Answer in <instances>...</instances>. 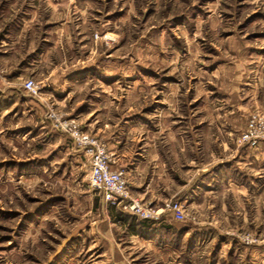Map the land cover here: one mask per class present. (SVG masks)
Wrapping results in <instances>:
<instances>
[{"label":"rangeland","instance_id":"obj_1","mask_svg":"<svg viewBox=\"0 0 264 264\" xmlns=\"http://www.w3.org/2000/svg\"><path fill=\"white\" fill-rule=\"evenodd\" d=\"M0 56V264H264V0H0ZM50 111L160 218L102 209Z\"/></svg>","mask_w":264,"mask_h":264},{"label":"built area","instance_id":"obj_2","mask_svg":"<svg viewBox=\"0 0 264 264\" xmlns=\"http://www.w3.org/2000/svg\"><path fill=\"white\" fill-rule=\"evenodd\" d=\"M23 86L24 91L29 95L36 97L39 94L40 87L34 79H26ZM48 118L53 129L66 132L73 140L74 145L85 152L90 167V185L101 193L105 203L115 204L118 201V204H122L126 210L141 219L160 218L159 211L155 212L153 209L145 207L132 196L125 172L112 168L114 161L101 143L53 111L49 112ZM258 138L259 136L253 133L245 135V139L254 144ZM167 210L175 220L180 222L187 220L181 203L168 204Z\"/></svg>","mask_w":264,"mask_h":264},{"label":"crops","instance_id":"obj_3","mask_svg":"<svg viewBox=\"0 0 264 264\" xmlns=\"http://www.w3.org/2000/svg\"><path fill=\"white\" fill-rule=\"evenodd\" d=\"M3 42V41H2ZM3 56V55H2ZM1 57V56H0ZM6 57V56H5ZM40 108V107H39ZM41 109L42 110H44L43 109V107L41 106ZM41 114V113H40ZM43 122H44V120H42ZM50 129V131L52 132L53 130L51 129V128H49ZM234 158V157H233ZM218 164H219V161H217L215 164H213V165H210V166H208V167H203L199 172H198V174L194 177V178H198V177H202V176H204V175H207V174H210V175H216L217 174V172L216 171H218V172H223L222 170H223V167H219L218 166ZM118 166V165H117ZM218 166V167H217ZM117 169H120V168H117ZM220 170V171H219ZM127 177V176H126ZM228 185H232L233 183L235 184V182L233 181V179H228ZM99 206L102 208V209H104L105 208V202H104V200H103V198L101 197L100 198V202H99ZM171 220H173V223H174V218H173V216L171 217ZM98 232H99V234H100V230L98 229Z\"/></svg>","mask_w":264,"mask_h":264},{"label":"trees","instance_id":"obj_4","mask_svg":"<svg viewBox=\"0 0 264 264\" xmlns=\"http://www.w3.org/2000/svg\"><path fill=\"white\" fill-rule=\"evenodd\" d=\"M117 214L121 216V213L118 212Z\"/></svg>","mask_w":264,"mask_h":264}]
</instances>
